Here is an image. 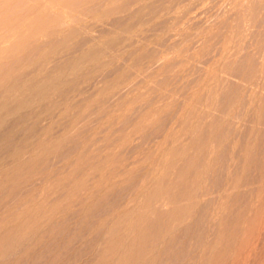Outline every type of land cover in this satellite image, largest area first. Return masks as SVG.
Masks as SVG:
<instances>
[{"label": "rangeland", "instance_id": "obj_1", "mask_svg": "<svg viewBox=\"0 0 264 264\" xmlns=\"http://www.w3.org/2000/svg\"><path fill=\"white\" fill-rule=\"evenodd\" d=\"M262 68L264 0H0V137L37 117L14 138L34 134L32 179L13 195L0 186L2 210L30 188L57 218L15 264H91L94 224L160 177L175 183V205L190 192L195 205L154 264H264ZM173 148L185 153L174 160ZM169 206L150 210L153 241L163 230L153 212Z\"/></svg>", "mask_w": 264, "mask_h": 264}, {"label": "bare ground", "instance_id": "obj_2", "mask_svg": "<svg viewBox=\"0 0 264 264\" xmlns=\"http://www.w3.org/2000/svg\"><path fill=\"white\" fill-rule=\"evenodd\" d=\"M263 70L264 69L262 68V72ZM260 88L264 89V83H262ZM257 110H255V112H257ZM31 114H29L20 124H17L18 126L12 125L9 127L4 135L0 137V141H4L6 148L4 152L0 153V186L9 182L10 184L8 189L12 195V192H14L20 185H27L32 179V173L30 171L31 168L26 165L25 161L27 162L28 160L26 159L32 155V153L30 154L27 151V148L32 142L31 140L33 139L34 134L30 135L27 132L23 135V137H21L18 144L14 141L15 135L19 130L18 127L26 124L27 122L29 124L36 122L37 117ZM255 124L257 125V123H254V127L256 126ZM254 127L252 128L253 130ZM38 150L41 151L42 148L34 149V151ZM170 153L173 155V159L175 160V157L183 155L185 151L173 148ZM108 159L109 157H107L105 162H108ZM24 165L25 168L21 170ZM98 168L101 171H104L106 169V165H102ZM209 168L210 165L206 164L204 168L199 169V171L197 170L195 173L197 175H194V180L191 182L193 190H197V186L199 185L198 179L207 175ZM101 174L103 175L102 172L100 175ZM125 174L126 172H121L119 176H109L108 184L99 190L97 196L101 197L103 193L109 191V189L111 190L117 182H120L118 177L121 179ZM100 180H102V177H100L99 181ZM173 185H175V183L168 181L166 177H160L156 180V185L150 192H147L146 189H143L141 192L137 191L135 197L133 198V201L136 202V206L130 207L125 204L120 207L119 211L113 210L110 218L106 216L109 220L102 221L104 219L102 218L99 224H94L96 223L94 222L93 224L95 226L98 225L97 227L101 228V233L99 235L100 240L97 238L99 242L96 246H91L93 249H91L92 252L96 253V257L93 259L91 264H154L159 257V244L166 243L165 241L171 236V232L175 231V222L177 225L181 223L183 224L185 220L188 219L189 214L195 205V199L192 200L193 195L188 196L191 192L182 197L183 200L187 202L185 206L179 207L178 205H175L177 199H175V195H170ZM84 187V184H80L78 187L72 189L70 195H76ZM237 187L238 179H235L234 188ZM42 192H44V189H42ZM34 195L35 189L33 190L28 188L20 199L13 203L12 206L4 210H2L3 205L8 200L6 198L0 199V211L2 210L0 213V264H15L19 257L23 255L26 256L25 254L30 251L33 250L34 252V250L39 249L41 246L40 244L39 246L35 245V241H42L47 238L49 233H47L46 229L49 228L52 222L57 219L56 215L51 216L50 214H47V211L44 210V204L37 203V199ZM65 196L60 200H64ZM46 197L47 195L45 194L43 198ZM94 199V196H90L89 203H93ZM162 200L167 201L170 206L165 213L159 209H153L154 212L152 210L153 213H159V219L163 223V230L153 241L151 239L153 230L151 233L150 228L152 223L150 224L149 222V219L151 218L149 213L152 206L161 205ZM88 208L89 205L85 204L81 212L87 211ZM223 220L221 219L220 221L222 228L219 230V235L216 240V243H219L220 246H222L223 232H225V228L223 229V226L226 221ZM40 249H42V247ZM95 249H97L96 252ZM220 250L216 256H214L215 258H218L221 255L223 250ZM56 257L57 255L55 258ZM56 260L58 259H55V261Z\"/></svg>", "mask_w": 264, "mask_h": 264}]
</instances>
